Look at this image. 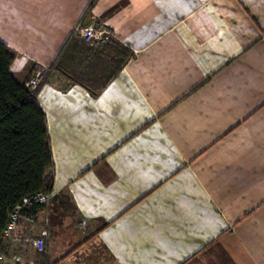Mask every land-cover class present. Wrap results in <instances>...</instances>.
<instances>
[{
	"label": "crops",
	"instance_id": "obj_1",
	"mask_svg": "<svg viewBox=\"0 0 264 264\" xmlns=\"http://www.w3.org/2000/svg\"><path fill=\"white\" fill-rule=\"evenodd\" d=\"M91 1L0 0V42L26 61L18 79L51 66L80 23L134 54L97 94L54 73L41 85L51 200L69 198L79 231L37 254L25 239L44 228L41 206L9 255L264 264V0H98L86 18Z\"/></svg>",
	"mask_w": 264,
	"mask_h": 264
},
{
	"label": "trees",
	"instance_id": "obj_2",
	"mask_svg": "<svg viewBox=\"0 0 264 264\" xmlns=\"http://www.w3.org/2000/svg\"><path fill=\"white\" fill-rule=\"evenodd\" d=\"M98 0H92L88 18ZM133 52L115 39L91 48L73 38L50 66L51 73L66 76L70 85L100 93L133 58ZM26 61L0 42V253L9 255L3 232L10 213L38 193L52 194L54 163L45 114L37 93L24 86L27 76L16 78ZM38 209L39 205L32 206Z\"/></svg>",
	"mask_w": 264,
	"mask_h": 264
},
{
	"label": "built area",
	"instance_id": "obj_3",
	"mask_svg": "<svg viewBox=\"0 0 264 264\" xmlns=\"http://www.w3.org/2000/svg\"><path fill=\"white\" fill-rule=\"evenodd\" d=\"M77 38L84 42L101 46L114 39V35L110 30L96 24H78L74 33ZM51 73L50 66L35 65L30 76L24 81V86L29 93H36L39 91L41 85L46 81ZM52 198V194L38 193L36 195L26 198L21 205H18L10 213L7 226L3 232L4 237H10L12 230H14L20 221L24 219L28 226H32L36 222L37 209H32L34 205L43 206ZM25 242L30 245L37 254H42L45 249L46 232L42 231L39 236L25 239ZM0 264H19L15 257L0 253ZM28 264H35L30 261ZM67 264V263H61ZM69 264V263H68Z\"/></svg>",
	"mask_w": 264,
	"mask_h": 264
},
{
	"label": "rangeland",
	"instance_id": "obj_4",
	"mask_svg": "<svg viewBox=\"0 0 264 264\" xmlns=\"http://www.w3.org/2000/svg\"><path fill=\"white\" fill-rule=\"evenodd\" d=\"M73 38L87 44V46L91 48L96 49L100 47L97 45L88 44L84 42L83 40L77 38L75 35H73ZM53 73L64 78L65 82L70 84V82L68 81L65 75L58 73V72H53ZM43 207H45V212L47 213H45V215L41 218L39 222V224L42 227H44L40 231V233L42 231L46 232V243L50 239V246L52 245V248L56 246V249H57L60 246V249H63V246H61V244L65 242L64 244L66 245L68 241H73L74 240L73 238L76 237V236H73V234H75L77 230L79 231V228H78L79 224H77L78 218L74 213L72 203L70 202L69 198L65 194H62L61 196H58L56 200L50 199L47 204L43 205ZM54 208L57 211L59 210L60 213L58 214V212L55 211ZM31 237H36V236L32 235ZM60 252L61 251H59L58 253ZM100 253H101V256L98 257L99 261L109 259L108 255L104 253L102 250ZM27 257H26L27 262L34 261L35 264H47L46 258L44 257V255H38V256L29 255ZM55 264H57V262Z\"/></svg>",
	"mask_w": 264,
	"mask_h": 264
}]
</instances>
